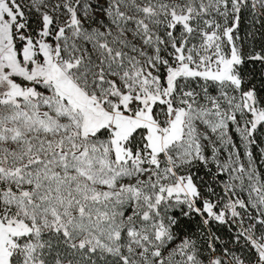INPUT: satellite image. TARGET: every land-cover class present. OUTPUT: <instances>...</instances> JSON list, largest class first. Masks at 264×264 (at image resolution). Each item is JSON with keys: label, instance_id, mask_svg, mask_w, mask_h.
<instances>
[{"label": "snow or ice", "instance_id": "6c2138e0", "mask_svg": "<svg viewBox=\"0 0 264 264\" xmlns=\"http://www.w3.org/2000/svg\"><path fill=\"white\" fill-rule=\"evenodd\" d=\"M0 264H264V0H0Z\"/></svg>", "mask_w": 264, "mask_h": 264}]
</instances>
